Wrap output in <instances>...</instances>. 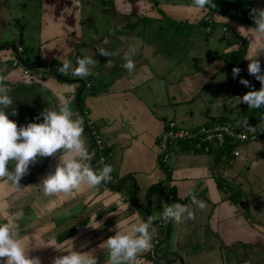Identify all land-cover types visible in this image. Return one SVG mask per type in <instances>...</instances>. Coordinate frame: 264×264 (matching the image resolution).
Listing matches in <instances>:
<instances>
[{"label": "crops", "instance_id": "1", "mask_svg": "<svg viewBox=\"0 0 264 264\" xmlns=\"http://www.w3.org/2000/svg\"><path fill=\"white\" fill-rule=\"evenodd\" d=\"M176 2L16 0L19 12L14 14L8 8L14 9L13 0H0V76L6 78L8 95L17 112L12 116V108L7 109L9 119L18 127L42 123L43 117H36L45 108L56 110L59 98L66 97L72 111H78L84 121L83 134L95 133L101 139L105 164L113 168V179L108 184L116 186L125 179L135 184V192L126 182L119 188L103 184L98 189H85L75 197H44L39 185L54 172L59 158H38L21 179L19 190L0 195L10 217L23 212L19 232L29 236L28 254L38 257L41 264H52L54 258L67 254L45 246L52 238L65 251L93 252L99 264H106L108 251L100 245L115 235L116 223L124 219L146 222L153 217L151 243L158 236L161 241L167 223L158 217L166 204L153 192L160 186H165L161 194L171 197L170 204L187 205L195 219L171 222L167 241L158 249L159 256H178L183 264H264V183L258 181L254 184L257 188L249 190L239 188L233 185L232 177L226 178V169L220 180L216 159L221 156L217 150L205 153L213 157L209 158L183 147V152L173 159L170 156L164 166L157 148L169 121L179 127L187 123L191 128L198 127V122L207 125L214 121L239 128L244 121H251L261 135L244 148L239 146L241 156L229 157L228 163H239L238 175L250 176L255 171L264 175V108L249 109L235 98L261 88L260 82L248 74L249 61L244 57L249 41L239 34L238 27L254 26L250 11L264 9V0H236L235 11L220 9L213 0L216 7L206 12L191 10V0ZM205 17L212 20L211 27ZM11 25L20 26L18 37ZM223 27L228 29L227 37ZM105 39L109 41L106 45ZM133 46L137 51L133 57L135 69L130 74L122 65L124 54ZM18 47L23 51L14 64L11 56ZM98 47L112 55L98 54ZM240 50L245 52L242 68L233 78L234 66L224 58ZM78 57L97 61L94 75L84 80L91 84L90 91H81L80 82L54 70L65 59L75 66ZM259 60L264 71V55ZM240 79L248 80L251 87L242 85ZM87 148L91 152V147ZM248 163L250 168L246 167ZM209 165L214 166L213 171ZM148 188L152 190L150 207ZM190 194L205 203L203 210L191 203ZM106 201H112L110 206H105ZM257 202L263 204V209H258L261 218L254 228L250 207ZM124 204L128 208L118 209ZM95 217L101 224L99 229L88 226ZM4 219L0 216V222ZM154 249L140 254L141 264H179L175 258L157 260Z\"/></svg>", "mask_w": 264, "mask_h": 264}, {"label": "clouds", "instance_id": "2", "mask_svg": "<svg viewBox=\"0 0 264 264\" xmlns=\"http://www.w3.org/2000/svg\"><path fill=\"white\" fill-rule=\"evenodd\" d=\"M216 5L213 0H191L190 8L195 12H206ZM250 16L254 26L245 29L238 27L239 34L249 41L248 52L244 59L248 60V74L254 76L260 82L259 90H251L242 97H237L239 103H244L249 109L264 108V71H262L259 57L264 55V9L253 8ZM219 17V16H218ZM226 22V20H225ZM105 39L103 44H108ZM136 48L130 47L124 54L125 63L122 65L130 74L135 69L133 57ZM97 53L105 57L112 55L104 47H98ZM23 63V62H22ZM97 64L93 57H78L75 66L65 59L58 71L73 78L86 80L94 75L92 69ZM111 67V62H108ZM241 69L234 67L233 78H236ZM6 78L0 76V193L6 194L7 190H19L21 179L29 173L30 165H35L38 158L57 157L54 172H50L42 179L39 187L44 197H53L60 194L75 197L85 189H98L101 185L111 181L113 168L105 164L99 171L93 170L90 162L94 154L90 153L83 140L84 121L74 113L66 97L59 98L56 110L45 108L37 120L43 117L42 123L31 122L25 126H19L9 119L6 112L12 108L11 115L16 116L13 108V99L8 95ZM239 82L245 87H251L246 79ZM76 116L77 118H73ZM249 130H254L251 126ZM97 159V158H96ZM11 164V167L9 165ZM191 203L201 210L205 203L198 200L194 194H190ZM112 201H106L105 206H110ZM8 205L0 195V216L4 222H0V264H41L38 257H30V238L21 236L19 232L20 219L23 212L9 216L6 211ZM128 208V204L118 205V209ZM159 219L165 223H182L184 219H195L194 212L187 206L179 203L163 207ZM153 217L148 220L133 222L124 219L116 223L115 235L101 243V247L107 249L108 259L106 264H141L140 254L152 247L150 226ZM93 229L101 228L96 217L88 224ZM45 246H50L57 251L67 252L53 259L52 264H99L98 258L93 252L65 251L62 244L52 238Z\"/></svg>", "mask_w": 264, "mask_h": 264}, {"label": "built area", "instance_id": "3", "mask_svg": "<svg viewBox=\"0 0 264 264\" xmlns=\"http://www.w3.org/2000/svg\"><path fill=\"white\" fill-rule=\"evenodd\" d=\"M204 21L209 27L213 25V22L209 17H205ZM222 32L224 37L228 36V29L226 27L222 28ZM22 51V48L18 47L16 51L17 53L11 56V60L14 61V64L18 62V58L16 56L18 53H22ZM61 66L62 65L54 66V70L57 74H62L58 71L59 67ZM67 76L78 82L83 81L84 88L87 91L91 90V84L89 82L80 80L79 78H73L70 74ZM237 97L242 96L236 95L235 98L238 99ZM75 113L78 114V111ZM85 126L88 128L87 123ZM249 126L254 128V130H249ZM92 134L94 138H98L95 133ZM260 135L261 131L257 125L251 121H244L239 128H234L232 125L225 122L214 121L213 123L207 125H201L188 129L179 127L174 122L169 121L166 123L164 131L158 138L157 148L159 151L160 162L163 165L169 160L171 147L181 149L182 151L183 147H187L188 151L190 152L202 151L203 153H207L208 151H219L221 148L232 146V148H230V157L239 158L241 156V151L238 149V147L253 142ZM98 149L99 151L97 160L100 165L104 167L106 158L102 153L103 147L99 146L98 144ZM90 153L94 154V151H91ZM225 159V157H222V160ZM160 238L161 236H158L153 239L150 251H152L154 247L160 242Z\"/></svg>", "mask_w": 264, "mask_h": 264}, {"label": "rangeland", "instance_id": "4", "mask_svg": "<svg viewBox=\"0 0 264 264\" xmlns=\"http://www.w3.org/2000/svg\"><path fill=\"white\" fill-rule=\"evenodd\" d=\"M15 1L16 0H13V2H14V11L12 10V9H10V7H8L9 8V11H12L14 14H16V13H18L19 12V9H17L16 7H15ZM171 1H174V0H171ZM177 2L176 3H180V2H178L179 0H176ZM10 2V1H9ZM108 2V1H107ZM92 18H94V20H96V15H94V16H92ZM20 23H22L21 21H20ZM10 28H13L14 30L12 31V32H14L15 33V35H16V37H18L19 36V32L18 31H20V26H17L16 25V28L14 27V25H11V27ZM18 30V31H17ZM5 32H7V31H4L3 33H5ZM12 39H11V41L13 42L14 41V37H11ZM15 42H16V40H15ZM85 97V94H83V96H82V98H84ZM82 98H81V100H82ZM82 104V103H81ZM205 112L207 113V110L205 109ZM197 124H199V125H201L202 124V122H198ZM180 125V127H183V128H185V129H188V128H191V126L190 125H188L187 123H185V124H179ZM198 125V126H199ZM196 127V126H195ZM83 139H85V144H86V147H93L92 145H91V143H90V141L91 140H89V138H88V136H87V134L86 133H84L83 134ZM101 140V139H100ZM242 147V146H241ZM245 147V145L243 146V148ZM183 151L181 150V149H176L175 147H171L170 148V156L172 157V159L174 158V156L176 155V154H181ZM197 154L199 155V156H208L209 158H213L212 156L210 157L209 155H207V154H205V153H203L202 151H199V152H197ZM207 159V158H206ZM159 162H160V157H159ZM161 163V162H160ZM166 164L168 165V163L166 162L165 164H164V166H166ZM219 166V169H220V174H219V178H220V180H222L223 179V177H222V170H225L226 169V171H225V173H226V178L228 179V178H230V177H232V183H233V185H236L237 187H241L242 189L243 188H245V189H250V188H252V187H256L257 188V186L256 185H254V184H257L258 185V181H261V182H263L264 183V175L263 174H260L258 171L256 172H254V174H250V176L248 175V174H244V173H241V175H238L237 174V169H239V163H235V164H231V165H228V167H226L225 165L224 166H220V165H218ZM212 167V168H211ZM246 167L247 168H250L251 167V165H250V163H248V164H246ZM92 168H93V170H96V171H99L100 169H102L103 167L97 162V159H95L94 160V162H93V166H92ZM209 168L210 169H212L211 171H213L214 169V166H212V165H209ZM170 169V168H169ZM217 171V170H216ZM215 171V172H216ZM218 172V171H217ZM216 172V173H217ZM243 172H245V171H243ZM163 175H164V173H162ZM230 176V177H229ZM230 182V181H229ZM161 188V192H164L165 193V190H166V188H165V186H160ZM149 190H150V188H148L147 189V194H146V196H147V202H148V199H149V197H148V192H149ZM140 193V187L139 186H137V195ZM248 201H250V199H248ZM247 206H249V205H247ZM263 209V204L262 203H259V202H257V204L255 203L253 206H251L250 207V213H251V216H252V219L254 218L255 219V217H256V220H254L253 219V223H251V226H253L254 228H256V226H257V222H259V220H260V218H261V214H260V212H258V209ZM255 216V217H254ZM250 217V216H249ZM258 217V218H257ZM170 239V238H169ZM168 244V243H167ZM166 244V245H167Z\"/></svg>", "mask_w": 264, "mask_h": 264}, {"label": "water", "instance_id": "5", "mask_svg": "<svg viewBox=\"0 0 264 264\" xmlns=\"http://www.w3.org/2000/svg\"><path fill=\"white\" fill-rule=\"evenodd\" d=\"M9 48H12V47H9ZM80 84H81V91H82L83 88H84V82L82 81V82H80ZM79 95L80 94L77 95V101L79 99ZM87 136L90 139V137L92 135H87ZM90 140H91V145L93 146L90 149H91V151H94V158L90 162V164L92 166L94 160L97 158V155H98V151H99L98 144H99L100 138L99 137L98 138H94V136H92ZM126 182H130L132 184L133 191L135 192V184H134V181L132 179H128V180L125 179L123 182H121L119 185H116V186H111L108 183H107V185L109 187L119 188V187H122ZM151 191L152 190L150 189L149 192H148V197L149 198H150V195H151ZM153 192H155L161 198V200H163V202L166 204V206H167V204L170 205L168 199L164 195L161 194L162 192H161L160 188H153ZM133 200H134L135 206L137 208H139L138 207V204L135 202V194H134ZM148 204H149V207H150V199H148ZM138 211H140V210H138ZM170 225H171V222L166 224L165 230H164V234L162 236V239H161V241L157 244V246L154 249V256H155V258L157 260H160V261H165V260H169V259L175 258V259L178 260L179 264H183L182 263V260L178 256H169V257H166V256H159V254H158V249L161 246H163L165 244V242L167 241Z\"/></svg>", "mask_w": 264, "mask_h": 264}, {"label": "trees", "instance_id": "6", "mask_svg": "<svg viewBox=\"0 0 264 264\" xmlns=\"http://www.w3.org/2000/svg\"><path fill=\"white\" fill-rule=\"evenodd\" d=\"M216 1L218 4V7L220 9L223 8L226 10H233V11L237 10L235 3H234L236 0H216ZM244 53H245L244 50H240L239 52H235L229 56H226L224 59L227 60L228 62H232V65L234 67H238L241 69L242 68L241 60L243 58ZM24 65H25V62H24ZM230 148H232V146H227V147L221 148V149H219V151H217V153L220 154V156H221V158L217 157V159H216V165L217 166L220 164H224L225 166L229 165L228 161H229V157H230V150H231ZM222 157H225L226 159L222 160ZM214 177H217V175L214 174ZM170 192H169V194H170ZM169 194H167L166 196L169 197L168 196ZM168 201L169 202L171 201V197L168 198Z\"/></svg>", "mask_w": 264, "mask_h": 264}]
</instances>
